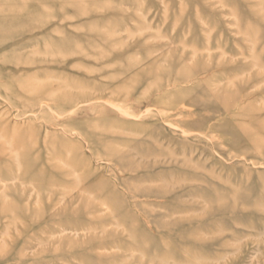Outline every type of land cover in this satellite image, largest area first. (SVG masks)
<instances>
[{
	"label": "rangeland",
	"instance_id": "rangeland-1",
	"mask_svg": "<svg viewBox=\"0 0 264 264\" xmlns=\"http://www.w3.org/2000/svg\"><path fill=\"white\" fill-rule=\"evenodd\" d=\"M0 264H264V0H0Z\"/></svg>",
	"mask_w": 264,
	"mask_h": 264
}]
</instances>
